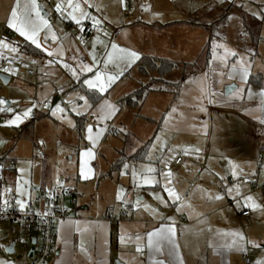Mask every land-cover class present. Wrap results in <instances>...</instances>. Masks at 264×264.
Returning a JSON list of instances; mask_svg holds the SVG:
<instances>
[{"label": "rangeland", "instance_id": "1", "mask_svg": "<svg viewBox=\"0 0 264 264\" xmlns=\"http://www.w3.org/2000/svg\"><path fill=\"white\" fill-rule=\"evenodd\" d=\"M174 5L183 15V23L165 25L163 29L157 26L150 28L139 36V44L135 43V51L140 57L152 56L178 63L171 72L160 76L146 65L142 71L139 66L144 67V64L123 69L122 64L117 66L110 63L105 66L107 54L112 51V42L118 48H124L119 40L126 37L127 25L117 34L119 37L108 35V40L102 38L103 43L93 47L95 40L93 37L86 39L89 35L85 37L83 29L82 33L76 29L75 35L65 37L57 23L53 25L50 12L49 17H44L49 22L50 30L42 29L39 41L44 49L52 51L54 55L50 57L42 49L45 55L40 59L22 54L19 45L25 39L7 27L10 10L5 0H1L0 40L15 47L17 52L0 47V64L6 58L15 62L11 68L14 72L7 73L9 83L5 85L0 79V99L11 103L10 107L5 104V108L13 109L11 113L0 112L4 119L0 121V152L2 156L9 157L8 165L15 168L14 179L11 176L0 188V201L11 202L9 195H14V191L16 201H34L33 197L27 195L29 181H34L45 157L46 167L53 172V177L59 175V179L74 187V177L78 174L83 181L78 182L79 188L82 187L81 192L89 197L88 207H95V211L109 207L108 210L115 217L113 223L119 225L122 219L129 220L133 213L120 209L119 204L135 202L140 206L141 201H136L138 193L149 190L142 187L143 184L137 179L144 181V177H148L160 183L161 190L166 192L165 189L170 186L164 183L168 159L173 160L177 156L195 157L194 160L203 158L211 162L216 174L219 173L221 181L217 191L221 193L224 190L225 195L221 194L231 199L213 205L216 207L218 204L221 208L212 216H216V223L219 224L215 225L218 228L216 231L224 230L215 232L214 239L228 241V246L235 250L236 264H245L243 259L237 261V256L242 257V254L249 258L248 264H264V218L248 223L249 219L240 216L246 208L244 199H234L239 194L229 191L235 184L249 179L251 187L256 183L259 186L256 190L264 193V179L259 177L260 173L264 176V119L259 112L260 100L249 98V85L245 84L249 76H256V79L261 76L262 85L256 88L262 90L264 95V20L259 18V13L264 12V0H180ZM39 9L44 16L43 9ZM135 10L139 12L140 9ZM121 16L118 12L116 16L109 15L107 20L116 24ZM243 16L246 19L243 20ZM142 18L137 23L140 31L146 29ZM251 19L254 21L251 22ZM184 21H194L211 28L188 26ZM245 25L254 35H258L256 44L248 37ZM53 35L56 36L55 41L51 38ZM46 36L48 39H45ZM133 44L134 41L130 39L129 48ZM214 44L223 47L214 48ZM90 48L94 53L98 52L93 72L74 77L70 69L81 62L93 67L92 56L88 55ZM225 48L237 55L221 59ZM205 49L207 57L203 53ZM241 58L243 66L237 64ZM195 60L197 64L194 70L183 68L184 64H192ZM25 61L30 63L29 68L35 74L33 77L19 69L20 65L27 64ZM65 64L70 67H64ZM242 67L247 71L246 77ZM95 71L106 74L123 72V75L103 93L99 104L97 102L93 106L86 96L90 89L83 81L94 76ZM226 89L229 91L225 94ZM90 91L103 95L96 90ZM135 92L140 99L133 98ZM80 96L87 99L90 107L84 108ZM105 101L117 109L116 114L108 120L102 119L106 109L101 106ZM43 102L47 106L39 107ZM56 105H60L64 112L57 111L53 115ZM28 108H32L29 118L18 125L6 126L7 120ZM77 108L82 114H76L74 109ZM77 119L83 123L80 134L75 129ZM31 122L34 124L32 129L27 126ZM89 125L93 127V135L96 129L103 130V135L95 143L87 139L86 129ZM259 131L263 136L259 137ZM126 135L128 140L125 145ZM38 144L40 148L37 149L34 146ZM145 146L144 161L127 158ZM89 151L92 156L86 155ZM122 154L127 157L119 161ZM228 156L234 157L224 160ZM259 162L261 166L257 165ZM149 168L154 171L149 172ZM225 173L227 176L223 175ZM18 184L24 192L23 196L17 193ZM118 195L121 199H117ZM234 233L245 237L243 245H233ZM2 234L6 242L0 244L1 256L16 259L19 250L24 260L27 248L23 243L27 242V238L12 235L9 230H4ZM249 240L260 247L247 244ZM121 242L127 243L124 237ZM7 243L15 246L13 256H8Z\"/></svg>", "mask_w": 264, "mask_h": 264}, {"label": "crops", "instance_id": "2", "mask_svg": "<svg viewBox=\"0 0 264 264\" xmlns=\"http://www.w3.org/2000/svg\"><path fill=\"white\" fill-rule=\"evenodd\" d=\"M178 1L180 0H123L122 3L121 0H88V4H85L84 0H73V3H79L81 8L89 15V18L83 20L79 25L68 15V13L72 12V9L67 7V0H36V3L43 9V17H49V12L53 15V25L57 23V26L64 31L65 37H72L75 35L76 29L78 33H80V31L82 33V26L87 23H92V17L98 19L100 25L101 23L103 25H99L101 27L99 33L90 34L89 37L85 35L86 39L93 37L92 39L94 40L97 38H99V40L102 38L108 40V35L112 34L114 37L118 36L120 30L127 25L128 31L125 35L126 37L119 41L126 50L135 51V43L139 44L140 42L139 36L147 33L150 28L154 29V27L157 26L163 29L165 25L169 26L176 23H183L181 21L183 15L180 14L179 8H176L174 5V3ZM5 2L8 10L11 11V8L16 5L17 0H5ZM19 2L22 8L29 0H19ZM57 3H62L65 6L64 11H56ZM89 5H91V7ZM135 9L140 10L136 12ZM118 12L122 15L121 18L116 24L110 23L107 20L109 19V15L113 14L116 16ZM141 17H143L141 20L146 26V29L143 31H140L139 25L137 24ZM184 23L192 27H194V25H201L194 21H184ZM132 24L134 25L132 26ZM204 26L205 25H201L202 28L207 30L211 28L209 27L208 29ZM122 32L124 31H121V33ZM130 39L134 41L131 48L128 46ZM26 42L30 43L27 40ZM21 43L20 45H22ZM112 44L113 42L111 45ZM20 45L19 50L22 53ZM101 48L104 49L103 46H101ZM97 53H94L90 48L88 55L90 57L92 54L96 55ZM42 54L43 55H40V57L45 55L43 52ZM40 57L34 58L40 59ZM142 57H140V59ZM138 61L132 65H136ZM25 62L30 67V63L27 61ZM94 66L95 64H93V68ZM121 67L122 69L123 67L126 68L123 64ZM19 69L22 70L20 66ZM28 76L33 77L30 75ZM248 89L249 95H251L249 98L256 99V101L260 100L259 112L264 119L263 91L250 85ZM56 99L58 100V96ZM10 105L11 103H6L7 107H10ZM93 106H96V104ZM94 112L93 110L92 113ZM34 147L38 149L40 145L38 144ZM0 155L2 156L1 152ZM233 157L234 156H228L224 160H232ZM176 158H179V156ZM176 158L173 160L168 159L166 162L167 174L164 183L166 186L170 185L169 188L172 189L180 199H169L167 191L163 192V190H161L162 186L160 183L154 182V184L150 185L145 184L143 180L137 179L140 184H143L142 187L148 188L149 190L138 193L139 197L136 201H141V204L140 206L139 204L137 205V212L127 209L133 213L130 214L129 220L122 219L119 225L113 223L115 217L113 212L108 210L109 207H106V210L98 209L96 211L95 207H88L89 197H87L85 192H81L83 190L82 187L79 188L78 182L80 183L83 181L78 177L79 175L76 174L74 177L76 181L75 186L78 192L83 196V199L78 201V205L75 208L70 206L68 198L65 200V206H67L69 214L65 218L54 222L55 249L52 256L49 258V264H158V262H163V264H236L234 248L228 246V241H226L225 237L224 242L214 239L213 235L215 232L224 231L222 229L216 231L218 228L215 227V225L219 224L216 223V216H212L221 208H219L218 204L216 207H213V205L218 203V201H231V199L228 200V198L224 196V190H221V193L224 195L217 191V187L221 181L220 177H218L219 173H215L214 169L211 167V162L207 159L202 158L201 160H194L195 157H182L179 162L180 164L175 165L173 161ZM41 162V168H39V173L35 176L34 181H29L30 184L28 186L27 195H30V198H34L36 193L43 190V188H47L61 180L59 179V175L53 177V172L47 169L45 157L42 158ZM8 171H13V173L8 174L7 172H3L2 185L6 184L11 176L12 180L14 179L13 175L15 173V168ZM169 172L171 176L168 175ZM226 174L227 173L223 175L227 176ZM182 176H184L185 179H183ZM260 176L264 179L261 173L259 174V177ZM90 177L92 178L93 174ZM251 186L252 183L250 184L249 179H244L242 183L235 184V186H232L231 190H229L231 191L230 193L239 194V196L234 199L239 198L240 200V197H242L245 201V197L251 196L257 204L262 206L255 211L246 207L244 211L240 213L241 217L249 219L248 223H254L264 218V193L252 189L253 187ZM257 187L259 186L257 185ZM15 193L16 191H14V195L12 193L9 197L11 198L12 204L18 208ZM161 197H163L164 202H161ZM217 197L220 198L218 199ZM32 208L33 211L35 210L34 212L40 211L43 213L48 209L47 206H40L37 202L33 203ZM247 210L250 211L249 216H242V213ZM123 216L124 215L121 214L122 218ZM169 227L174 229L175 235L169 240L160 241L159 251H157L155 246L156 237H153L152 246L149 245V233L161 229L166 230ZM4 230H9V224L6 221L0 220V244L6 242V238H3L2 234ZM15 234L27 238V242L23 243L24 247L27 248V255L31 248H33V250L35 249L36 245L31 244L32 239L35 237L31 233L17 229V233ZM122 237H124V241L127 243L121 242ZM221 237H223V235H221ZM7 245L9 244L7 243ZM10 247H12V252L10 254L8 253V256H13L15 246L11 244L7 249ZM17 254V258L12 259L1 256L0 251V261H4L5 264H28L29 260L27 256L22 260L19 250ZM237 257L238 262H241L243 259L245 263L244 257L246 258L247 256L242 254V257L241 255Z\"/></svg>", "mask_w": 264, "mask_h": 264}, {"label": "snow or ice", "instance_id": "3", "mask_svg": "<svg viewBox=\"0 0 264 264\" xmlns=\"http://www.w3.org/2000/svg\"><path fill=\"white\" fill-rule=\"evenodd\" d=\"M123 3V0H121ZM85 4H88V0H84ZM91 7V5H89ZM67 7H70L72 9V12L68 13L69 17L75 21L76 24H81V22L85 19L89 18V15L86 11H84L79 3H73V0H67ZM65 6L62 3H57L56 5V11L61 12L64 11ZM254 16H256V13H253ZM259 18L264 20V12L259 13ZM92 24L93 26H98L100 25V21L96 19L95 17H92ZM229 19H234V18H229ZM7 27L9 29L14 30L19 34V36L23 37L25 40L29 41L32 45H34L37 49H42L43 51L47 52L48 56H53L54 53L52 51H48L47 49L42 48V45L39 41V33L41 32L42 29H48L50 30V25L49 22L41 15L40 9L38 4L36 3V0H29L28 3L23 5V8H21L19 0H17L16 5L11 8L10 11V16L7 19ZM52 40H56V36L53 35ZM45 39H48L46 36ZM97 43H103V41L99 40L97 38L93 42V47L96 46ZM0 47L4 49H8L9 51L15 53L17 52V49L13 47L12 45L6 43L5 41L0 40ZM112 51L107 54V57L104 61L105 66L107 67L110 63L116 64L117 66H120L123 64L125 67L130 68L132 64H134L136 61L140 59L139 54L136 51H129L124 48H118L116 44H112ZM215 47H223V45H216L214 44ZM62 55V52L60 53ZM237 53L225 48L223 56L221 59L226 58L227 56H236ZM96 58L95 55L92 54V64H96ZM243 58L241 60L237 61V64L243 66ZM64 67L69 68L70 66L65 64ZM77 68L79 69V73L77 72ZM72 72V75L76 78H79L80 73H92L93 72V67L84 64L81 62L79 65H77L76 68H71L70 69ZM242 70L244 72L245 77L247 76V71L245 68L242 67ZM6 71L9 72H14V69H7ZM123 72H119L118 74H106L105 72L102 71H95L94 76L91 78L85 79L83 83L87 86L88 89L90 90H96L99 93L103 94L107 91V89L115 82L116 79L119 78V76H122ZM80 100L84 101V108L87 109L90 107L88 104L87 99L84 96L79 97ZM6 104L5 100L0 99V112H12V108H5L4 105ZM32 107H35L33 105ZM102 109H106L104 112V115L102 116L103 120H108L111 119L113 115L116 114L117 109L115 108L114 105L108 103L107 101L104 102V104L101 106ZM64 112V109L61 108L60 105H56V108L52 111V114L55 115L56 112ZM77 115L82 114L79 109H74ZM32 112V108H28L24 110L20 114H16L14 118L9 119L6 121V126H13V125H18L21 123L23 120L27 119L30 117ZM69 123H71V120H69ZM88 136L87 139L91 141L92 143H95L97 139L103 135V130L102 129H96L95 135H93V127L89 125L86 129ZM86 155L92 156V152H87ZM125 168H127V165H124ZM21 171H23L21 169ZM149 172L154 171L153 169L149 168ZM81 175H84L83 169H81ZM169 176H171V173H168ZM236 173L233 172V176H235ZM87 178V177H85ZM144 183L145 184H150L154 183L151 179L148 177H144ZM17 193L18 195L23 196L24 192L21 191V188L19 184L17 185ZM168 193L169 199H175L179 200L180 197L176 195V193L170 189L166 188L165 189ZM218 199L220 197H217ZM117 199H121V197L118 195ZM161 202L163 201V197L160 198ZM17 206L21 211L26 210L27 208V201L26 200H17ZM7 201H4V206L5 209L7 208ZM245 207L251 208L253 211L256 209L262 207L261 205L257 204L254 199L251 196L245 197ZM39 215V213H37ZM47 215V213H45ZM175 235V231L172 227L165 229H161L152 233H149V245L152 246L153 244V237H156V249L157 251L160 250V241L164 240H169L171 237ZM234 239H233V245L235 246H241L245 243V237L240 234V233H234L233 234ZM247 244H252L254 247H260L259 244H254L253 241H246ZM0 264H5L4 261H0ZM158 264H163V262H158Z\"/></svg>", "mask_w": 264, "mask_h": 264}, {"label": "built area", "instance_id": "4", "mask_svg": "<svg viewBox=\"0 0 264 264\" xmlns=\"http://www.w3.org/2000/svg\"><path fill=\"white\" fill-rule=\"evenodd\" d=\"M83 27V34L90 35L94 33H99L101 27L93 26L92 23H87ZM15 66L13 60L3 59L0 64V74L6 75ZM20 68L30 76H34V72L29 68L27 64L20 65ZM40 107H45L47 104L45 102L39 104ZM3 117L0 116V121H3ZM263 136L262 131H259V137ZM181 158H176L173 163L175 165L180 164ZM7 167H12L8 165ZM260 162L257 163L259 166ZM254 189H259L257 184H253ZM127 198L129 195H125ZM69 199V204L71 207L75 208L78 205V201L83 199V196L79 194L76 187L68 184L65 180H59L57 183L43 188L36 193L34 196V201L29 200L27 202V208L24 211L18 209L14 204L8 202L7 208L5 209L4 203H0V220L6 221L9 224V230L12 235L17 233V229L26 228L23 231H29L35 237V249L31 257L28 259V264H46L49 258L52 256L55 249V229L54 222L65 218L69 214L67 206H65V200ZM37 202L40 206H47V211L34 212L33 203ZM120 209H136L137 204L132 202L131 204L121 202L119 204ZM39 213V215H37ZM47 213V215H45ZM250 211L247 210L242 213V216H249ZM22 231V230H21ZM245 263H249V259L244 257Z\"/></svg>", "mask_w": 264, "mask_h": 264}, {"label": "trees", "instance_id": "5", "mask_svg": "<svg viewBox=\"0 0 264 264\" xmlns=\"http://www.w3.org/2000/svg\"><path fill=\"white\" fill-rule=\"evenodd\" d=\"M244 19H246V17L243 16V20ZM252 21H254V20L251 19V22ZM205 28H208V26H205ZM244 30L246 32H248V37H250V39L252 40V42L256 44V42L259 39L258 35L257 36L254 35L250 31V29L248 28L247 25H245ZM21 44L22 45H20V48H21L22 53H26L27 55H31V56H34V57H40V55H43L42 52H41V50L40 49H37L36 47H34L31 43H28V42L24 41ZM205 52H206V49L203 52L204 53V56L206 54ZM206 57H207V54H206ZM156 62H158V67L156 66ZM139 64H141V65L144 64V67L139 66L142 71L145 70V65H146L151 71H157L160 74V76H164V74H167L168 72H171L172 69L178 65V63H176V62L167 61L165 59L159 60V59H156V58L150 57V56H148V57H142L137 62L136 65H139ZM196 64H197V61L195 60L194 63H192V64H184L183 65V68L190 69V70H194ZM262 81H263V78H261V76H258V78L256 79V76L251 75V76L248 77V79L246 81V84L247 85H250V86H254V87H259V86L262 85ZM136 93L137 92H135L133 98L134 97H137L138 98V96H137ZM86 96L91 101V104H96L98 101H100L102 99V97L104 95H99V94H96L95 92L89 90L87 92ZM138 99H140V98H138ZM77 120H79V121H77V123H76V129H77L78 134H80V131L83 128V123H82V120L81 119H77ZM33 122H31L30 125H27L28 128H32L33 127V125H32ZM125 137L126 138H124V142H125V145H126L127 144V140H128V136L126 135ZM146 150L147 149H146V146H145L142 149L140 148L139 150H137L134 155H130V156L127 157L126 155L122 154L119 161H121L124 157L133 158V159H136V160H139V161H144L143 158L145 157ZM9 161L10 160H8L7 157L0 156V188H1L2 182H3V179H2L3 172H6L8 170H12V168L7 167V165H6L7 162H9ZM118 163H120V162H118ZM23 227L26 228L25 226H23ZM23 229H21V230H23ZM25 230H26L25 232H27V229H25ZM28 233H30V232L28 231Z\"/></svg>", "mask_w": 264, "mask_h": 264}, {"label": "water", "instance_id": "6", "mask_svg": "<svg viewBox=\"0 0 264 264\" xmlns=\"http://www.w3.org/2000/svg\"><path fill=\"white\" fill-rule=\"evenodd\" d=\"M0 79L3 81V83H4L5 85L9 83V77H8V75H2V74H0ZM228 91H229V90L226 89L225 94L228 93ZM31 244H32V245H35V238L32 239ZM11 252H12V247H10V248L7 249V253L10 254ZM32 253H33V248L30 249V251H29V253H28V255H27V258H28V259L31 257Z\"/></svg>", "mask_w": 264, "mask_h": 264}]
</instances>
